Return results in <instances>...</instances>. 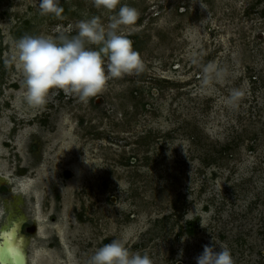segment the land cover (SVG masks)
<instances>
[{"label": "rangeland", "instance_id": "obj_1", "mask_svg": "<svg viewBox=\"0 0 264 264\" xmlns=\"http://www.w3.org/2000/svg\"><path fill=\"white\" fill-rule=\"evenodd\" d=\"M121 4L139 13L121 32L143 71L87 104L52 89L34 110L17 41L71 37L94 16L106 27L115 12L61 0L57 19L38 0H0V174L26 184L23 213L41 221L22 235L28 264H88L124 234L153 264H196L214 241L234 264H264V0Z\"/></svg>", "mask_w": 264, "mask_h": 264}, {"label": "clouds", "instance_id": "obj_2", "mask_svg": "<svg viewBox=\"0 0 264 264\" xmlns=\"http://www.w3.org/2000/svg\"><path fill=\"white\" fill-rule=\"evenodd\" d=\"M38 5L41 16L63 18L61 0H38ZM93 5L96 9L115 12L106 27L94 16L79 21L77 34L71 37L61 32L55 38L25 35L17 41L18 55H13L11 60L22 70L25 90L22 102L28 108L43 109L52 89L70 93L87 104L90 98L98 97L105 90L109 80L139 75L143 71L140 55L121 32L122 26L136 23L138 11L121 4V0H93ZM241 96L240 91H235L231 99L238 101ZM69 121L70 116L65 115L64 122ZM0 207L4 208L6 217L4 201H0ZM130 239V234L112 239L91 255L88 264H153L147 252L131 251ZM216 244L214 241L212 246L205 245L196 257V264H234L230 250L219 244L220 250L216 251Z\"/></svg>", "mask_w": 264, "mask_h": 264}, {"label": "bare ground", "instance_id": "obj_3", "mask_svg": "<svg viewBox=\"0 0 264 264\" xmlns=\"http://www.w3.org/2000/svg\"><path fill=\"white\" fill-rule=\"evenodd\" d=\"M11 182L14 183V188L11 189L13 197L6 200L0 197V201H4L7 206L6 217L4 213L0 214V218H2V222H0V264H28V257L25 253L28 240L25 237H17L21 223L28 219L22 210L27 186L22 181L13 182L7 174H0V185ZM34 222L37 229L41 228L38 216L35 217ZM9 237L12 239L9 240Z\"/></svg>", "mask_w": 264, "mask_h": 264}, {"label": "flooded vegetation", "instance_id": "obj_4", "mask_svg": "<svg viewBox=\"0 0 264 264\" xmlns=\"http://www.w3.org/2000/svg\"><path fill=\"white\" fill-rule=\"evenodd\" d=\"M2 187H3V188H2ZM6 187L9 188V189L11 190V187L8 186V184L6 183V184H4L3 186H0V192H1L2 189L6 188ZM1 188H2V189H1ZM11 195H12V193H11ZM27 218H28V219H26L24 222L21 223V227H20V229H19V232H18V234H17V237H23L22 235L25 234L24 229L27 228L28 226H32V227H31L32 231H36L37 228H36L35 222H33V219H32V221H31L29 216H27ZM26 239H27V238H26Z\"/></svg>", "mask_w": 264, "mask_h": 264}, {"label": "snow or ice", "instance_id": "obj_5", "mask_svg": "<svg viewBox=\"0 0 264 264\" xmlns=\"http://www.w3.org/2000/svg\"><path fill=\"white\" fill-rule=\"evenodd\" d=\"M12 238L11 237H9V240H11ZM10 251H12L11 249H10Z\"/></svg>", "mask_w": 264, "mask_h": 264}]
</instances>
